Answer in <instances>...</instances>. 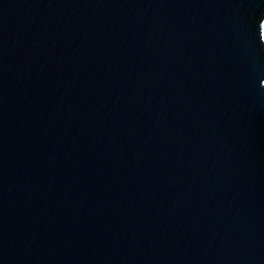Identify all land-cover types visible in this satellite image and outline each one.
I'll use <instances>...</instances> for the list:
<instances>
[{
  "label": "water",
  "instance_id": "obj_1",
  "mask_svg": "<svg viewBox=\"0 0 264 264\" xmlns=\"http://www.w3.org/2000/svg\"><path fill=\"white\" fill-rule=\"evenodd\" d=\"M0 264H264V0H0Z\"/></svg>",
  "mask_w": 264,
  "mask_h": 264
}]
</instances>
